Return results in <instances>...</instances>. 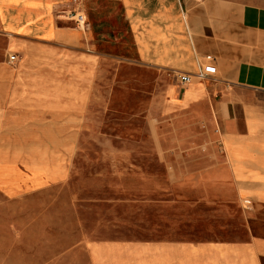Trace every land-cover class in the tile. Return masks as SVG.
<instances>
[{"label": "rangeland", "instance_id": "obj_1", "mask_svg": "<svg viewBox=\"0 0 264 264\" xmlns=\"http://www.w3.org/2000/svg\"><path fill=\"white\" fill-rule=\"evenodd\" d=\"M234 1L264 8V0ZM79 12L87 16L85 8L69 18ZM111 26L112 36L89 43L83 34L80 44L0 30V110L37 112L31 142L0 154L44 160L71 148L74 136L66 182L13 199L0 192V264H90L95 241L247 238L235 205L206 203L183 180L222 154L214 113L207 125L199 112L171 108L176 75L139 63L122 27Z\"/></svg>", "mask_w": 264, "mask_h": 264}, {"label": "crops", "instance_id": "obj_2", "mask_svg": "<svg viewBox=\"0 0 264 264\" xmlns=\"http://www.w3.org/2000/svg\"><path fill=\"white\" fill-rule=\"evenodd\" d=\"M85 8L81 29L69 11ZM113 22L144 66L177 77L199 72L208 56L215 59L218 73L206 81L183 86L177 80L170 92L177 102L169 106L199 112L207 125L214 113L222 154L183 180L193 182L206 203L235 205L247 222V238L95 241L88 244L90 264H264V8L234 0H0V30L23 40L80 44L84 34L90 43L115 34ZM3 92L8 96L9 89ZM1 111L0 149L30 143L25 134L37 112ZM71 138V148L44 160L0 154V192L13 199L66 182Z\"/></svg>", "mask_w": 264, "mask_h": 264}, {"label": "built area", "instance_id": "obj_3", "mask_svg": "<svg viewBox=\"0 0 264 264\" xmlns=\"http://www.w3.org/2000/svg\"><path fill=\"white\" fill-rule=\"evenodd\" d=\"M73 17V19H76L79 28H85L87 19L83 13L79 12ZM206 60L207 64L203 65L199 72H197L196 74L181 73L180 75H178V82L183 86H190L195 83V81L203 82L206 81L209 77L215 76L218 73V68L214 64L215 59L212 56H208ZM9 63L11 65H15L16 63H18V56L11 55Z\"/></svg>", "mask_w": 264, "mask_h": 264}]
</instances>
